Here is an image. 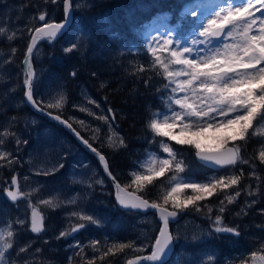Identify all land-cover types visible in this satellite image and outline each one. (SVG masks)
<instances>
[{
	"label": "trees",
	"instance_id": "1",
	"mask_svg": "<svg viewBox=\"0 0 264 264\" xmlns=\"http://www.w3.org/2000/svg\"><path fill=\"white\" fill-rule=\"evenodd\" d=\"M189 1L191 0H88L79 7V11H72L73 16L81 17L80 34L77 33L75 24L71 21L62 37L56 38L53 42L46 40L39 42L42 48L41 67L43 66V69L46 70V75L55 77L60 82L64 96L70 100L71 96H75L78 88L85 89L91 98H95L104 114L109 117L111 125L119 136L124 138L125 147L115 149L106 147L100 140L92 142L73 124V127L80 132L84 139H88L93 147H97V150L106 156L111 172L121 184H126L131 180L128 171L138 168L137 161L142 158L143 152L150 143L148 141L153 140V133L147 127L149 120L154 113L165 110L162 102H164L163 98L167 92L163 89V84L166 81L150 69L152 57L147 51L149 41L153 40L148 31L149 26L152 25L150 20L160 12H166L170 23H173L175 27L174 37L185 38L192 35L196 17L189 14V11L183 13L179 11L180 6ZM61 3L62 0L58 4L45 3V0H0V26L6 28V32L0 34V132L8 128L16 134L15 137L5 138V144L0 147L11 152L18 161L11 168L0 167V227H5L9 222H12L13 229L17 233L13 238L14 247L6 256L18 259L20 264H23L24 260H30L32 264H68V257L71 256L75 260L77 256L68 254L65 248L67 244L79 242L83 245L86 239L89 241V245L91 240L100 242V251L93 252V249L88 245L92 249L93 256L96 257L94 264H117L116 260L118 261L120 257L128 253L129 249L114 255L109 254L101 259L102 252L107 251V247L113 243L133 241L134 231L127 213L115 207L112 201L110 182L104 175L102 177L105 187L104 183L102 186L106 195H100L99 191H96L99 189L95 186L92 176L89 179L91 181L90 188L89 186H78L68 177L62 184L67 186L72 184V190L70 188L68 191H64L63 195L54 192L52 188L45 190L47 186L54 188L56 186L57 189L64 190L63 185L59 183L58 185L55 182L61 173H64L66 165L64 163L62 168L59 165L56 168L58 170L47 177L39 175V179H43L48 184L41 187L33 196H37V198L44 196V199L53 197L60 206L55 209L40 206L45 217V230L37 235L29 232L27 224L25 226L15 224L19 215V213L17 214L18 205L23 203V200L9 203L1 194L2 186L10 176L20 175L22 167L26 166V162H24L26 157L23 154L35 143V140L30 143L31 139L28 138L35 127L33 126L30 130L31 127L28 123L31 117L39 118L42 122L37 131H41L49 125L57 126L61 135L70 140L71 144L80 149L99 169L97 159L77 143L64 128L58 124H52L50 121L47 122L46 118L35 113L26 102L23 103L25 75L22 70V57L30 39L29 29L34 30L39 25L37 18L41 11L45 12L46 17H50V20L60 22L62 20ZM13 34L15 38L8 41L7 36ZM72 43L78 44V48L65 52L64 49L71 48ZM13 48L17 50L15 53L12 52ZM140 66H144L148 70L140 72L138 71ZM101 84L104 87H101ZM13 89L14 91H12ZM69 100L66 99L67 104L72 99ZM109 108L113 110L112 113H108ZM46 111L61 114L63 119L67 116L66 107L59 112L53 109ZM16 138L26 140L25 144L17 149V152L14 147ZM242 147H244L243 158L250 160V164L238 163L236 166L228 168V174H222L221 169L211 170L200 165L193 157V148L188 145L178 147L180 155L177 159L184 160L187 165L185 172L181 175L187 176L195 182H206L211 177L219 178V176L239 174L243 171L244 177L238 189H243L245 186L248 188L259 187V192L255 196L249 197L242 191L236 203L227 205V211L223 214L224 224L237 227L240 234L246 232L250 236L263 229L261 232L262 238H264V211H262L264 210V164H261L257 158L259 151L264 147V137L259 135L251 137ZM252 163L256 165V171L262 177L260 182L249 176V172L252 171ZM82 179L88 181L86 176ZM165 181V177L157 178L156 183L149 186L146 193L143 194L145 198L158 199L161 195V186L163 185L165 189L169 186ZM73 191L77 195L76 203H64L71 199L67 198ZM232 191L230 189L228 193L230 194ZM185 194L191 195V190L187 189ZM33 196L32 201L36 203ZM223 198V195H214L208 198L207 204L213 209L212 217L215 216L216 207ZM252 199H256L257 203L246 209V215L241 213L240 216H237L236 213L241 212L246 201L250 203ZM204 203L201 202V205ZM257 209L259 213L256 212L253 216ZM73 211H83L88 215H93L100 220V224H88L78 232L61 238L59 237L60 231L70 230L72 223L79 222L75 217H69L68 214ZM181 215L193 217L196 220L202 217L201 222L208 225L212 222L207 218L209 217L207 209L196 212L194 208H190L178 216ZM240 234L237 236L238 241H240ZM29 243H31V247L28 251L17 257L19 248ZM37 248L41 250L39 253L35 251ZM260 251L264 255V247ZM147 252L145 250L139 254ZM220 253L224 255V248ZM260 256L257 254V257L253 259L249 255L245 260L247 264H260V262L264 264L259 259Z\"/></svg>",
	"mask_w": 264,
	"mask_h": 264
},
{
	"label": "snow or ice",
	"instance_id": "2",
	"mask_svg": "<svg viewBox=\"0 0 264 264\" xmlns=\"http://www.w3.org/2000/svg\"><path fill=\"white\" fill-rule=\"evenodd\" d=\"M49 2L58 4L60 0H45V3ZM62 4L65 18L63 22L47 20L45 12L41 11L38 16L40 26L35 27L34 30L29 29L31 38L27 43L23 61L25 65L24 96L33 108L41 112L49 109L59 112L66 102L63 94L58 95L54 101L48 102L37 98L31 62L38 42L45 40L53 42L66 26L72 5L70 0H62ZM191 15L195 17L197 12L193 10ZM196 29L193 30L190 42L186 46L182 45L179 40L171 39L170 34L160 40L154 37L153 41L148 43L147 51L152 57L150 69L167 81L163 84V89H170V92L165 99L167 112L154 113L147 127L153 133V141H156L157 137L161 138L158 141L159 149L167 154V158H163L156 152L150 153L147 160L141 161L138 168L129 173L131 180L128 183L119 182L111 172L106 156L93 147L92 143L84 139L73 127V123L70 122L73 118L63 119L61 114L53 115L52 111L47 112L53 119L70 129L84 145L96 154L104 172L112 180L116 200L121 206L144 212L155 210V214L159 217V231L155 233L154 240L149 245L137 247L136 241L113 243L107 247V251L102 252L101 259L109 254L123 252L125 249L143 252L145 247H150V253L136 255L134 259L127 260V264L163 262L164 257L172 251V245L176 239L170 232L169 225L180 213H185L190 208H194L196 212L207 209L214 233L239 236L240 232L237 227L224 224L223 214L227 211V205L236 203L242 191L249 197L259 192V187L245 186L243 189H238L244 177L243 171L239 174L219 176V178L211 177L206 182H186L188 178L181 175L187 167L185 161L177 159L180 153L163 138L167 137L168 140L175 141L177 145L190 146L195 150V156L201 161L211 162L220 168H232L238 163L250 164V160L243 158L244 147L242 145H246L251 137L258 135L264 137V0H222L207 17L196 23ZM5 32L6 28L0 26V34ZM14 38V34L7 36L8 41ZM76 48L78 44L72 43L71 48H65L64 51L69 52ZM16 51L15 48L12 49L13 53ZM146 70L148 69L144 66L138 69L140 72ZM101 87L104 85L101 84ZM88 103L95 104L97 108L100 107L91 98H88ZM79 110L108 124L109 134L106 137L108 147L115 149L126 146L124 138L112 129L108 116H96L90 108L84 106H81ZM107 111L108 113L113 112L111 108ZM76 123L87 127L84 120H78ZM177 129L178 133H174L173 130ZM208 129L220 133L219 136L213 137L216 143H201L199 137ZM100 134L99 127L92 129L91 139H98ZM15 136L14 132L5 128L3 132H0V137H4L0 138V146L5 144V138ZM20 143L21 140L16 138V144ZM257 158L261 164H264V147L259 151ZM17 162L11 152L0 150V167H11ZM251 167L252 171L249 172V176L260 182L262 177L256 171V165L252 163ZM57 170L53 168L43 174L49 175ZM160 177H165V182L170 186L166 189L163 185L161 186V195L158 199L145 198L143 194L146 193L147 188L154 185ZM24 179L27 180L28 177ZM96 183L103 184L104 181L101 179ZM187 189L191 190V195L185 194ZM230 189L233 191L229 194ZM3 191L13 203L27 200V209L30 211L27 226L34 234H40L45 230V217L40 206L52 209L60 206L53 197L40 199L33 203L32 196L38 190L33 188L28 192L22 191L18 176L15 174L11 176L10 185L3 188ZM214 195H223L224 198L220 200L213 219L211 215L213 209L207 204V200ZM201 202L205 203L201 205ZM64 203L75 204L76 200L71 199ZM256 203V199H252L250 203L246 201L245 207L236 215L240 216L241 213L246 215V209ZM68 215L75 217L79 222L72 223L70 230L60 231L59 237L61 238L78 232L88 224H100L99 219L83 211H73ZM15 224L25 226L26 220L18 219ZM16 235L12 222L5 227H0V264H20L18 259L6 256L14 247L13 238ZM193 239L196 237L194 236ZM89 246L93 252L100 251V242L97 240H91ZM30 247L31 243L20 247L16 256L19 257L21 253L27 252ZM75 247L80 249L75 255L81 257V264H94L95 256L88 260L82 256L86 246L77 242ZM35 251L39 253L41 250L37 248ZM251 256L255 259L257 252H252ZM259 259L264 261V256H260ZM23 264H32V261L24 260ZM68 264H73V257H68ZM204 264H213V257L209 256Z\"/></svg>",
	"mask_w": 264,
	"mask_h": 264
},
{
	"label": "rangeland",
	"instance_id": "3",
	"mask_svg": "<svg viewBox=\"0 0 264 264\" xmlns=\"http://www.w3.org/2000/svg\"><path fill=\"white\" fill-rule=\"evenodd\" d=\"M85 1L88 0H74V1L71 0V5H72L71 13L73 10L79 11L80 10L79 7L84 5ZM221 2L222 0H194L189 3L186 2L180 8V13L189 11L188 13L191 14L192 11L195 10L197 12V16H195L196 17L195 24H196L204 17H207L208 14L213 11L216 5ZM80 18H81L80 16L72 15V22H74L75 24L74 27L76 28L78 34H80L79 31L80 30L79 24L81 21ZM155 18H157L159 21L154 22L152 25L149 26L148 29L150 35L153 38L156 37L158 38V40H160L165 35L170 34L171 39L181 41L182 45L186 46V44L190 42L192 35H189L185 38L174 37L175 27L173 24H170L167 21L168 19L167 14L162 12L159 13ZM46 19L50 20V17H46ZM153 20L154 19H151L150 22H153ZM195 29H196V25H195ZM196 30L198 31V29ZM41 56H42V48H41V44H38L37 48L34 50V53L31 57L33 59V62H35V64L38 63V65H34V70H35L34 87L36 90V96L37 98H42L45 102L54 101V99L57 98L58 95L60 94L64 95V91L62 90L60 82L55 77L46 75L45 73L46 70L43 69V66L41 67ZM167 92L169 93L170 89H168ZM167 92L166 94H168ZM166 94L164 96L165 98H163L164 102H162L163 109L165 110L160 113L167 112L165 106V99L167 97ZM75 96L77 98H74ZM75 96L74 97L71 96L70 98V100L72 99L71 101L66 97V99L70 101L67 105L65 102L66 106L64 105V107H66L67 109L66 119L73 118L70 121L89 139H91L92 137V129L99 127L101 129V134L99 135V138L95 140L93 139L91 140L92 141L100 140L101 143L103 142L102 144L108 147L106 143V137L109 134L108 124L101 122L100 120L96 119L94 116H89L86 112H81L79 110L81 106L88 107L96 114V116H99V115H105L103 109L101 110V108L100 107L97 108L95 104L88 103V98L91 97L89 96L87 91L82 87L78 88V90L75 93ZM93 100H95V98ZM24 102L25 100L23 93V103ZM78 120L86 121L87 127H82L81 125L76 123V121ZM39 124L42 125V122L41 120H39V118L36 117L29 118L28 125L29 127H31L30 130L33 128V126L35 127L32 129V133L30 132L31 135L28 138L31 139L30 143L32 142V140H35V143L31 146L30 150H28L27 153L28 157L24 158V162H26V166L22 167L23 169L21 170V172L19 173L20 175L18 176L20 187H22L21 190L28 192L31 189L36 188L39 191L41 187L46 186L48 184V182L44 181L43 179H39V175L47 177L48 175L43 174L45 171H49L53 168H57L59 165H63V163H65L66 165L64 168V173L62 172L61 176L59 175L60 177L57 178V180H55L57 184L59 183L63 185V187H65L64 190L57 189L56 186L55 188L51 186H47L45 190L48 188L49 189L52 188L54 192L63 195L64 191H68L70 188L72 190L71 187L72 184L71 185L69 184V186L62 184L65 183V180L68 177L70 178V180L73 181V183L77 184L78 186H89L91 184V181H89V179L90 176H92L95 186L99 189V190L96 189V191L97 192L99 191L100 195L103 194L106 195L105 189L103 188V186L105 187V182L103 186L102 184L96 183L97 180L103 179L102 175H104L100 165L98 167L99 169H97L93 165L92 161L81 150H78V148L75 145L71 144L70 140L64 137V135H61L60 131H58L57 129V126H46L41 131H37V129L39 128ZM59 126L62 127L61 125ZM112 129L116 132L113 126ZM173 131L174 133H178V129ZM219 135H220L219 132H215L214 130L208 129L205 131L203 135L199 137V139L203 144H213L216 143L213 137ZM159 139L161 138L157 137L156 141L153 140L148 141L150 143H148V147L143 152L142 158L139 161H137L136 163L137 166H139V163L141 161L147 160L148 155L152 152H156L163 158H167V154L162 153L159 149V143H158ZM163 139L166 140L168 143L170 142V144L176 147L177 151H179L178 147L181 145H177L175 141L168 140L167 137H164ZM20 140L21 143L19 145L16 144V141L14 143L15 144L14 147H16L15 149L16 152L17 149H20L26 142V140L25 141L23 139ZM58 142L61 143L62 145H60ZM0 150H3V148L0 147ZM17 166L18 168H20L19 165ZM7 168H11V167H7ZM131 171H133V168L130 169L128 172L130 173ZM220 171L222 174L229 173L228 168H221ZM85 176L86 179L88 178V181L82 179ZM24 177H28V179L25 180ZM187 178L188 179L186 182L200 183V182H195L193 179L189 177ZM10 179L11 176L2 186V190L3 188L6 187V184L10 183ZM80 183H82L83 185H79ZM2 190H1V194H2ZM74 190L78 191L77 189ZM111 195H112V185H111ZM43 197L41 196L37 198V196H33V199L37 202L40 199H44ZM70 198L71 199L74 198L75 200L77 199V195L75 191L71 192V194L68 196L67 199L69 200ZM219 205L216 207V211ZM28 211L29 210L27 209V200H23V203H20L18 205L17 214L19 213V215L17 217V220L25 219L26 224H28ZM125 212L127 213L129 219H131L132 229L134 231L133 241H136L137 247H139L140 245H144V246L149 245L154 240V235L156 233L158 226V224L154 220L152 213L140 214L130 211H125ZM256 212L259 213V210L257 209L256 211H254L253 216H255ZM202 220H203L202 217L201 219L196 220L193 217L190 218L188 216L181 215L178 216L176 221L170 223L169 225L170 232L173 234V236L176 239L174 242V250L172 257L164 264H204V262L207 261V258L209 256L213 257V264H243V262L246 261L245 260L247 258L246 256L251 255V253L254 251L257 252L258 255L264 256L263 252L260 251L264 247V238H262L263 234L261 232L263 229L260 232L253 233V236L247 235L246 232L241 233L239 237L240 241H238L237 236H234L232 234L214 233L212 229V222H210V224L208 225L206 223L201 222ZM194 236L196 237V239H193ZM88 242L89 241L86 239L83 242V245L87 246L85 247L84 252H86L87 254L89 253L88 255L86 253L83 254L84 252L82 253V256L85 260L93 258V253L91 252L92 249L88 246L89 245ZM80 244L82 245V243ZM75 245L76 242H70V244L69 243L67 244L65 248L67 249L68 254H72L76 256L75 253L80 251V249L78 247H75ZM222 248H224V252H225L224 255H221L222 253H220ZM149 249L150 247H145L144 251L145 250L149 251ZM139 253L142 252H136L133 251L132 249H129L128 253L120 257L118 261L116 260V263L122 264L126 259H128L132 255H137ZM73 261H74L73 264H81V257H77ZM260 264L262 263L260 262Z\"/></svg>",
	"mask_w": 264,
	"mask_h": 264
},
{
	"label": "water",
	"instance_id": "4",
	"mask_svg": "<svg viewBox=\"0 0 264 264\" xmlns=\"http://www.w3.org/2000/svg\"><path fill=\"white\" fill-rule=\"evenodd\" d=\"M61 11H62V20H61L60 22H63L64 19H65V18H64V12H63V4H61ZM37 20H38V18H37ZM71 21H72V13L70 14L69 18L67 19L66 26H65L64 29L62 30V33H63L64 31L67 30V28H68V26L70 25ZM38 22H39V21H38ZM55 22H56V21H55ZM60 22H57V23H60ZM40 24H41V22H39V25H38V26H40ZM38 26H37V27H38ZM62 33H61V34H62ZM59 35H60V34H59ZM59 35H58V36H59ZM30 38H31V36H30ZM29 41H30V39H29ZM29 41H28V42H29ZM26 50H27V48H26ZM26 50H25V53H26ZM24 60H25V54H24L23 59H22V68H23V71H24V68H25V65L23 64V61H24ZM24 100H25L26 104H28L29 107H30L33 111H35V112H37V113L39 112V113L43 114L44 116L46 115V116H47V117H48L53 123H57V124L61 125L63 128H65V130H66L68 133H70V134L75 138V140H76L77 142H79V143L85 148V150H86L87 152H89V153H91L92 155L95 156V158H96L97 161L99 162V165H100V167H101V170H102L103 174H104V175L108 178V180L111 182V185H112V201H113L115 207H116L118 210H121V211L136 212V213H140V214L152 213L155 222L158 224V226H157V230H156V233L159 231V217L155 214V210H148L147 212H144V211H141V210H132V209L124 208L123 206H121V205L118 203V201L116 200V193H115V188L113 187L112 180H111V179L107 176V174L104 172V170H103V166L100 164V161H99L98 157L96 156V154L93 153V152H92V151H91L86 145H84V144L81 142V140L78 139V138L76 137V135H75L70 129H68L65 125H63V124H61L59 121L53 119V118H52L51 116H49L46 112H41V111H39V110L33 108V107L27 102L25 96H24ZM193 157H194V159H195L199 164H201V165H203V166H205V167H207V168H209V169H212V170H218V169H221L220 167L213 165L211 162L201 161L199 158H197V157L195 156V150L193 151ZM10 181H11V179H10ZM9 185H10V183L6 184V187H8ZM2 196H3L4 199L7 200L9 203H13L12 201H10V199L7 197L6 193H5L3 190H2ZM29 216H30V211H28V217H29ZM177 218H178V217H177ZM177 218H176V219H177ZM176 219H175L174 221H176ZM174 221H173V222H174ZM28 230H29V232L31 233L29 227H28ZM31 234H33V235H37V234H34V233H31ZM173 249H174V243H173V245H172V251L169 252V253L164 257L163 262H158V264H164L165 262H167V261L170 259L171 255H172ZM150 251H151V249H149V251H148L147 253H144V254H137V255H145V254L150 253ZM135 256H136V255H132L131 257H129L128 259H126L122 264H127V260H129V259H134Z\"/></svg>",
	"mask_w": 264,
	"mask_h": 264
},
{
	"label": "bare ground",
	"instance_id": "5",
	"mask_svg": "<svg viewBox=\"0 0 264 264\" xmlns=\"http://www.w3.org/2000/svg\"><path fill=\"white\" fill-rule=\"evenodd\" d=\"M74 1V0H73ZM194 1V0H193ZM70 3H71V0H70ZM74 7V6H73ZM66 31H64L62 34H60L58 37H62L63 35H65L64 33H65ZM72 38V37H71ZM84 38V37H83ZM75 41V40H74ZM39 44V43H38ZM66 46V45H65ZM31 62H32V64H33V72L35 71L34 70V65H35V63H33V59L31 58ZM24 72V71H23ZM25 75V74H24ZM34 77H35V75H34ZM67 104V103H66ZM65 108V107H64ZM58 111V110H57ZM35 112V111H34ZM46 113H47V111H45ZM35 113H37V112H35ZM37 114H39V115H41L42 117H44V118H46V120H47V122L48 121H50V122H52L46 115L44 116L43 114H41V113H37ZM53 115H55V113H53ZM66 116V115H65ZM66 119V118H65ZM52 124H57V123H53L52 122ZM59 125V124H58ZM50 126V125H49ZM64 130H65V128H64ZM66 131V130H65ZM78 131V130H77ZM67 132V131H66ZM68 133V132H67ZM69 135H71L70 133H68ZM72 136V135H71ZM73 137V136H72ZM74 138V137H73ZM75 139V138H74ZM75 141V140H74ZM77 142V141H76ZM93 142V141H92ZM59 143V142H58ZM77 143H79V142H77ZM97 143V142H96ZM103 143V142H102ZM60 145H62L61 143H59ZM80 144V143H79ZM78 145V144H77ZM81 145V144H80ZM72 146V145H71ZM82 146V145H81ZM78 147H80V146H78ZM83 147V146H82ZM31 148V147H30ZM84 148V147H83ZM97 148V147H96ZM85 149V148H84ZM28 150H30L29 148L27 149V150H25V152H24V156L25 157H28ZM78 150H80V149H78ZM74 153V152H73ZM91 154V153H90ZM65 156V155H64ZM71 156V155H70ZM94 156V155H93ZM95 157V156H94ZM65 159V158H64ZM65 164V163H64ZM63 164V165H64ZM59 165V164H58ZM62 168V167H61ZM60 171V170H59ZM101 172V171H100ZM16 175V174H15ZM205 178V177H204ZM104 181V180H103ZM54 185H56V184H54ZM59 185V184H58ZM61 187V186H60ZM22 188V187H21ZM134 254H136V253H134ZM130 255V254H129ZM131 256V255H130ZM75 258V257H74ZM127 258V257H126ZM124 259V258H123Z\"/></svg>",
	"mask_w": 264,
	"mask_h": 264
}]
</instances>
